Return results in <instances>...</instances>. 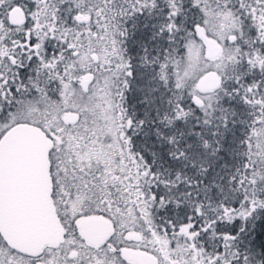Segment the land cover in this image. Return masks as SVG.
Listing matches in <instances>:
<instances>
[{"label": "trees", "instance_id": "1", "mask_svg": "<svg viewBox=\"0 0 264 264\" xmlns=\"http://www.w3.org/2000/svg\"><path fill=\"white\" fill-rule=\"evenodd\" d=\"M1 1L0 23L18 45L24 43V87L32 77L52 95L73 57L74 37L69 34L72 30L78 34L81 24L74 13L90 11L103 33L113 32L116 44L111 49H117L127 65L120 106L128 124L122 136L131 174L120 189L122 195L133 193L144 227L164 242L170 256L180 262L194 248L212 264H264V110L257 100L264 74L247 66V33L236 41L240 57L224 70L213 107L203 115L193 104L190 89L180 84L177 70L187 43L196 38L194 27L201 25L194 0H150L141 8L135 0ZM250 1L240 0L244 10L234 7L245 30ZM15 4L26 14L20 27L5 19V11ZM33 12L39 17L36 22L57 25L60 32L68 29V36L56 34L38 42L42 31L28 26ZM82 24L88 34L80 35L78 43L100 30L90 21ZM23 27L28 37L19 36ZM36 45L44 61H57L52 74L39 69L38 57L31 52ZM258 52L263 58L264 48ZM14 63L22 66L19 60ZM11 65L9 69L18 73L12 77L16 83L8 84L15 95L14 87L23 84V68ZM184 225H191L195 233L192 245L179 234Z\"/></svg>", "mask_w": 264, "mask_h": 264}, {"label": "rangeland", "instance_id": "2", "mask_svg": "<svg viewBox=\"0 0 264 264\" xmlns=\"http://www.w3.org/2000/svg\"><path fill=\"white\" fill-rule=\"evenodd\" d=\"M143 1L135 0L140 8L147 7L151 3L150 0ZM194 1L200 8V26L203 32L220 43L223 51L218 58L206 59L203 42L197 37L191 38L187 43L183 59L178 63V79L182 86L190 89V98L196 96L203 102L201 111L203 115H208L215 102L216 90L199 92L196 84L209 71H214L220 80L222 79L227 66L240 57L239 48L235 43L244 32L247 33L246 43L250 44L249 54L246 56L247 66L264 74V57L259 58L258 52L260 48H264V1L253 6L250 5L251 1L248 3V8L245 10L248 16L245 25L247 30L244 29L243 20L234 9V7L242 8L240 0ZM2 3L0 0V5ZM166 4L170 6L171 3L167 1ZM14 6L21 7L15 4L5 11L6 21L9 11ZM77 7L81 9L80 5ZM34 12L29 15L28 26L35 28L36 31H42L36 36L38 42L56 34L68 36L65 33L68 29L60 32L57 31L59 28L57 25H43L36 22L39 17ZM77 14L83 18L89 16L88 21L94 28L100 30L98 33H91L92 38L88 37L80 43L78 40L82 39L79 36L88 34V28L81 23L78 34L71 31L69 36L74 37L73 44H70L74 45L73 57L70 58L63 78H60L58 88L53 95L32 77L27 80L25 87H21V83L15 86L14 95L8 84L16 83V79L12 81L9 76L0 74V138L10 127L27 123L40 128L53 139L54 146L49 152L50 159L54 169L62 170L63 184L70 194L68 211L70 214L72 211L75 213L71 214L74 224L81 217L106 213L117 222V230H121L122 227L130 229L136 225L142 234L140 247L150 249L160 260L159 264H212V259L205 262V258L196 255L194 248H190L191 254L186 255L182 261H176L164 248V242L158 240L153 231L144 227L143 217H140L138 208L135 207L134 202L137 200L132 198L133 193L128 190L127 195H122L120 185L130 173L127 147L122 136V128L124 125L127 127L128 124L123 119L124 113L120 106V89L127 72V65L119 57L117 49H111L116 44L113 32L103 33L98 26L96 15L90 11H76L74 19ZM252 35L256 37L254 40H251ZM19 36L28 37V33L23 31ZM61 41L64 42L62 39ZM251 43H254V49ZM38 47L33 46L31 52H35V57H38L39 69L51 73V70H55L57 61H44ZM23 48V44L18 45L10 37L6 26L0 23V72L8 70L12 66L11 63L13 67L24 68V55L21 52ZM115 56H118L120 61H116ZM16 58L22 66L14 63L17 61ZM85 79L91 81L82 88V81ZM257 100L264 110V89ZM69 112L78 114L76 122L69 124L64 121ZM262 154L264 156V146ZM226 214L230 213L226 212ZM242 214V217H245L249 213ZM179 234L189 241L190 245L193 244L195 233L191 231V225L182 226ZM109 249L110 247L107 246L100 251L107 255L111 250ZM225 251L227 246L224 245L223 253ZM215 256L220 259L222 255L216 252ZM64 259L59 262L70 263L68 256ZM0 264H27V261L11 253L0 238Z\"/></svg>", "mask_w": 264, "mask_h": 264}, {"label": "water", "instance_id": "3", "mask_svg": "<svg viewBox=\"0 0 264 264\" xmlns=\"http://www.w3.org/2000/svg\"><path fill=\"white\" fill-rule=\"evenodd\" d=\"M78 23L87 22L89 16L76 15ZM26 15L19 6L8 13V23L19 27L24 25ZM196 37L203 42L204 57L218 58L222 45L207 36L200 25L194 27ZM232 40V39H230ZM91 79L82 81V88ZM221 80L214 71L206 72L197 82L199 92L215 91ZM196 107L203 102L196 96L191 98ZM78 114L69 112L64 121L76 122ZM54 141L40 128L20 123L10 127L0 138V236L5 244L28 256H37L46 245L57 244L61 238L58 219L48 197L50 191L48 152ZM103 227L102 239L111 232L110 224L101 218H90L80 222L82 235L89 242H96L93 229ZM99 241V240H98ZM140 264H158L152 254L140 252L131 254Z\"/></svg>", "mask_w": 264, "mask_h": 264}, {"label": "flooded vegetation", "instance_id": "4", "mask_svg": "<svg viewBox=\"0 0 264 264\" xmlns=\"http://www.w3.org/2000/svg\"><path fill=\"white\" fill-rule=\"evenodd\" d=\"M263 1L264 0H251L250 5L253 6ZM21 52L22 55H24V48ZM0 74L5 75L6 77L9 76L11 79L12 77H18V73L13 72L10 69H5L3 72H0ZM21 76H23L22 87H24V68ZM49 152L48 172L50 179V191L48 197L53 207V214L59 221L62 231L61 238L57 244L44 246L40 254L37 256L20 254L19 252L9 248L0 236L5 247H7L8 250L16 256L24 258V260L27 261V264H140V262L131 256V254L140 252L152 254L156 257L159 264L160 260L150 249L140 247L139 241L142 238V234L139 232L136 225L130 229L122 227L121 230H117V222L106 213L81 217L76 224L72 222L71 214L75 213L72 211L70 214L68 211L71 202L69 201L70 194L66 189V185L63 184L64 178H62V170L57 168L54 169ZM66 176L67 175H65V178ZM90 218L104 219L111 226V232L102 239L100 236L103 235V227L99 228L97 226L92 228V233L96 235L97 239L94 243L85 240L82 235V230L79 227L81 221ZM107 246L111 249H109V254L107 253L106 255L105 253H101L100 249ZM73 247H76V249H72ZM67 256L70 258V263L66 261L65 263L59 262L61 259L65 260L64 258Z\"/></svg>", "mask_w": 264, "mask_h": 264}]
</instances>
